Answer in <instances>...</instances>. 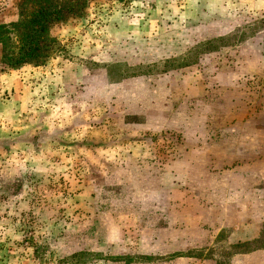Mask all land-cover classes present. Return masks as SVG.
I'll return each mask as SVG.
<instances>
[{
    "label": "rangeland",
    "instance_id": "1",
    "mask_svg": "<svg viewBox=\"0 0 264 264\" xmlns=\"http://www.w3.org/2000/svg\"><path fill=\"white\" fill-rule=\"evenodd\" d=\"M84 12L45 64L0 42V264H264V0Z\"/></svg>",
    "mask_w": 264,
    "mask_h": 264
},
{
    "label": "trees",
    "instance_id": "2",
    "mask_svg": "<svg viewBox=\"0 0 264 264\" xmlns=\"http://www.w3.org/2000/svg\"><path fill=\"white\" fill-rule=\"evenodd\" d=\"M90 0H22L20 2L22 14H26L13 25L18 32L17 40L10 36V29L0 24V42L2 48V63L10 68L25 64H45L50 55L57 49V40L50 36L54 23L82 17ZM252 29V28H251ZM224 38H211L198 44L193 51L202 53L215 52ZM198 59V56L196 60ZM195 60V61H196Z\"/></svg>",
    "mask_w": 264,
    "mask_h": 264
}]
</instances>
